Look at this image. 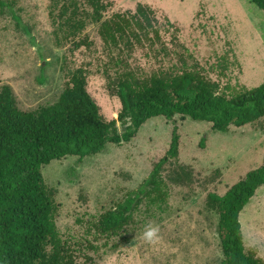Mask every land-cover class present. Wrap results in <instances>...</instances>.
<instances>
[{
    "label": "rangeland",
    "instance_id": "obj_1",
    "mask_svg": "<svg viewBox=\"0 0 264 264\" xmlns=\"http://www.w3.org/2000/svg\"><path fill=\"white\" fill-rule=\"evenodd\" d=\"M0 15V91L9 84L18 107L31 111L53 104L60 98L75 70L84 67L88 90L100 106L106 121L117 119L122 104L108 89L105 66L108 61L100 23H91L79 36L93 42L91 48L75 50L55 45L49 15V0H3ZM105 19L116 12L136 10L139 3L150 5L161 21V31L173 53L157 57L139 48L130 64L149 76L160 68L197 62L212 80L225 86L253 88L264 83V11L251 0H114ZM169 18L179 28L166 24ZM184 46V47H183ZM230 60L226 76L218 61ZM114 72V69L113 71ZM204 72V71H203ZM181 135L180 161L166 164L164 175L171 189L172 214L163 221L152 220L129 242L104 253L108 240H98L92 223L137 189L172 141L174 123L163 116L148 120L138 135L122 145L110 144L105 152L82 161L68 156L43 167L48 187L60 206L57 225L61 236L75 247L89 242L100 252L82 247L78 264L87 257L94 264H220L223 257L218 236V214L207 204L210 193L224 195L245 175L261 166L264 159V119L227 133L209 122L176 117ZM247 250L256 249L264 258V186L241 214ZM158 229L150 242L144 233ZM91 230V231H90ZM90 231V232H89ZM118 242L111 239L110 242ZM77 245V246H76Z\"/></svg>",
    "mask_w": 264,
    "mask_h": 264
},
{
    "label": "trees",
    "instance_id": "obj_2",
    "mask_svg": "<svg viewBox=\"0 0 264 264\" xmlns=\"http://www.w3.org/2000/svg\"><path fill=\"white\" fill-rule=\"evenodd\" d=\"M49 1L58 48L69 44L75 50L91 48L89 38H78L89 24L100 23L99 34L109 58L105 66L108 89L119 97L122 107L117 119H104L88 90L84 67L73 72L58 101L35 110L18 107L11 85L1 88L0 264H78L82 247L101 251L89 241L86 246L75 247L61 236L57 225L60 206L43 175V167L52 161L68 156L82 161L105 152L110 144L130 143L154 117L163 116L174 123L170 148L149 176L92 223L98 240L108 238L101 247L109 253L131 242L152 220L163 221L172 214V194L164 170L166 164L180 161L177 116L209 122L222 133L232 126L243 127L264 119V83L253 88L222 87L197 62L190 65L186 61L182 66L160 68L142 77L130 64L139 48H149L157 57L173 53L184 57L167 46L161 21L150 5L139 3L136 10L116 12L105 19L114 0ZM251 2L264 11V0ZM5 5L0 0V15ZM166 24L175 30L174 41L179 45V28L169 18ZM217 65L226 76L229 58L223 56ZM262 186L264 159L260 167L249 171L224 195L209 194L207 204L218 214L217 232L223 254L220 264H264L256 249L247 250L241 223L242 212ZM111 239L118 242L112 243ZM85 264H94V258L87 257Z\"/></svg>",
    "mask_w": 264,
    "mask_h": 264
},
{
    "label": "clouds",
    "instance_id": "obj_3",
    "mask_svg": "<svg viewBox=\"0 0 264 264\" xmlns=\"http://www.w3.org/2000/svg\"><path fill=\"white\" fill-rule=\"evenodd\" d=\"M157 231L158 229L149 226L144 233L145 239L151 242L156 237Z\"/></svg>",
    "mask_w": 264,
    "mask_h": 264
}]
</instances>
